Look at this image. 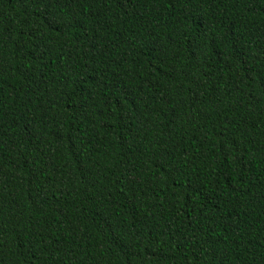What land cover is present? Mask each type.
<instances>
[{
	"label": "trees",
	"instance_id": "16d2710c",
	"mask_svg": "<svg viewBox=\"0 0 264 264\" xmlns=\"http://www.w3.org/2000/svg\"><path fill=\"white\" fill-rule=\"evenodd\" d=\"M0 264H264V0H0Z\"/></svg>",
	"mask_w": 264,
	"mask_h": 264
}]
</instances>
